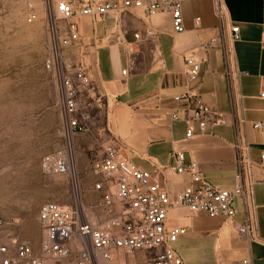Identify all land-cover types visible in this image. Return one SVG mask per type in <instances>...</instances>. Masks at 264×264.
<instances>
[{
	"label": "crops",
	"instance_id": "obj_1",
	"mask_svg": "<svg viewBox=\"0 0 264 264\" xmlns=\"http://www.w3.org/2000/svg\"><path fill=\"white\" fill-rule=\"evenodd\" d=\"M222 3L224 17L219 18L213 0H181L182 32L173 31L170 13L145 16L142 8H132L121 15L72 18L79 26L82 47L87 52L85 62L94 84L86 128L75 135L79 173L88 170L91 150L111 136L126 145L132 163L159 172L171 195L195 187L188 175L175 172V150H182L186 162L195 161L201 175L222 189H231L234 183L236 132L248 142L251 158L259 160L264 150V126L255 129L252 124L264 123V98L259 96L264 91V0ZM41 25L43 22H39ZM231 25L239 27L236 41L230 40ZM146 27L155 33L147 37ZM135 31L142 40L136 55L129 57L117 38L132 41ZM211 39L213 47L201 48ZM221 45H228L231 50L234 100L228 90V61ZM187 55L201 60L198 76L192 82L185 75ZM123 69L127 70L125 74ZM187 90L220 112L224 123L185 138V123L170 120L168 112L186 104L185 99L175 100L174 96ZM250 171L259 236L264 240V167L253 165ZM91 193L93 201L97 194ZM232 207V222L205 213L191 215L182 207L168 213L167 226L186 229L170 244L184 264H240L248 258L251 264H264V244L248 243L235 228L244 223L239 197H234Z\"/></svg>",
	"mask_w": 264,
	"mask_h": 264
},
{
	"label": "built area",
	"instance_id": "obj_2",
	"mask_svg": "<svg viewBox=\"0 0 264 264\" xmlns=\"http://www.w3.org/2000/svg\"><path fill=\"white\" fill-rule=\"evenodd\" d=\"M213 3L216 15L224 17L222 0H213ZM132 8H142L145 16L168 12L173 31L184 30L181 0H26V23L39 20L40 12L43 13L41 19L48 32L43 66L57 86L62 128L67 136L64 146L41 156L39 167L44 175L67 177L73 202L70 206L56 202L41 204L37 214L43 235L39 252L35 253L26 242L13 240L11 249L8 245L0 247V264H57L61 259H71L73 264H184L170 244L186 229L167 226L168 213L182 207L191 215L205 213L211 218L221 216L232 222L234 197L241 199L244 213V223L235 225L237 232L248 243L264 244L259 236L250 173L253 165L264 167V150L259 154V160L252 159L249 144L239 131L233 142L236 173L231 189L212 186L201 175L195 161L186 162L184 152L175 150L172 152L175 172L188 175L195 187L189 186L171 195L163 186L159 172L148 171L132 163L126 145L111 136L90 152L88 170L97 177L91 191L97 197L91 203L84 202L69 138L86 128L89 114L87 108L81 106V97L84 94L90 96V92H94V84L85 62L87 52L82 47L79 26L72 18L108 13L121 15ZM198 20L196 17L195 24ZM154 33L153 28H145L147 37ZM230 33L231 41L239 39L237 25L230 26ZM141 40L138 31L133 32L132 41L117 38L129 57L136 55ZM261 41L264 45V34ZM213 46L212 39L201 44L203 49ZM221 49L228 61V90L234 100L231 50L228 45H221ZM200 64L201 60L193 55L184 57L188 82L196 80ZM126 71L123 69L122 74ZM259 96L264 98V91ZM174 99L187 101L182 107L168 112L170 120L185 123V138L225 121L220 112L205 105L190 90L174 96ZM241 122L243 120H239ZM263 126V122L252 124L255 129ZM240 264H251V261L244 259Z\"/></svg>",
	"mask_w": 264,
	"mask_h": 264
},
{
	"label": "rangeland",
	"instance_id": "obj_3",
	"mask_svg": "<svg viewBox=\"0 0 264 264\" xmlns=\"http://www.w3.org/2000/svg\"><path fill=\"white\" fill-rule=\"evenodd\" d=\"M25 3L0 0V247L11 249L16 240L38 253L43 237L39 206L46 202L70 206L73 200L65 175H44L39 167L41 156L64 146L67 136L57 86L43 66L48 46L43 13L39 20L26 23ZM89 98L81 97V106L88 111ZM75 140L76 136L69 138L74 156ZM79 174L83 200L91 203L90 189L97 177L89 170ZM57 264L73 263L61 259Z\"/></svg>",
	"mask_w": 264,
	"mask_h": 264
}]
</instances>
